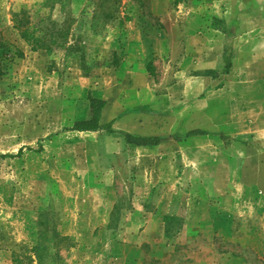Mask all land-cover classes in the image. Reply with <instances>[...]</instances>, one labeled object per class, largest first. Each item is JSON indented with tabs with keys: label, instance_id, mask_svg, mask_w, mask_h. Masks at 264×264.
I'll return each instance as SVG.
<instances>
[{
	"label": "rangeland",
	"instance_id": "rangeland-1",
	"mask_svg": "<svg viewBox=\"0 0 264 264\" xmlns=\"http://www.w3.org/2000/svg\"><path fill=\"white\" fill-rule=\"evenodd\" d=\"M0 39V264H264V0H0ZM91 97L108 126L69 130Z\"/></svg>",
	"mask_w": 264,
	"mask_h": 264
},
{
	"label": "trees",
	"instance_id": "trees-1",
	"mask_svg": "<svg viewBox=\"0 0 264 264\" xmlns=\"http://www.w3.org/2000/svg\"><path fill=\"white\" fill-rule=\"evenodd\" d=\"M12 21V27L16 29L19 37L30 46L31 50H47L52 46L60 47L57 39L59 36L57 33H61L66 27L64 29H59L56 23L53 22L52 24H49L46 22L45 18L35 22L32 20L29 11L26 8H21L19 11L14 12L12 14ZM8 44L7 41L0 39V49L4 50L5 47L7 48ZM65 44L66 41L62 45ZM14 55L17 58H23L24 52L16 47ZM83 69L85 68L83 67ZM89 101V117L75 120L69 130L98 131L108 126L107 123H101L100 121L101 111L105 102L98 97H91ZM132 143H135L136 145H153L157 142L152 137H139L133 138ZM55 235H57V237L59 236L58 239L62 242L68 240V237L66 236H60L56 233ZM29 252V254L14 253L12 255L11 264H62V258L59 256L60 249L50 246L46 241L45 243L40 241L31 246Z\"/></svg>",
	"mask_w": 264,
	"mask_h": 264
},
{
	"label": "crops",
	"instance_id": "crops-1",
	"mask_svg": "<svg viewBox=\"0 0 264 264\" xmlns=\"http://www.w3.org/2000/svg\"><path fill=\"white\" fill-rule=\"evenodd\" d=\"M128 41H130V40H128ZM154 48H155V46H154ZM155 50V49H154ZM158 54V52H155L154 53V55H157ZM132 59H134V60H136V55H127V57H126V59H125V62H123V67H122V69H125V71L127 70V75H129V77L132 79V82H134V80L136 79V75L138 74V73H136L137 72V64H138V68L140 67V75L142 74H144V71H145V66H146V59L144 58V57H140V58H138V59H140V60H138V62H136V61H132ZM133 62H136V64H134ZM72 131H75V130H72ZM76 132H83V131H76ZM93 132H95V131H93ZM144 145H138V146H136L137 148H139V147H143Z\"/></svg>",
	"mask_w": 264,
	"mask_h": 264
}]
</instances>
